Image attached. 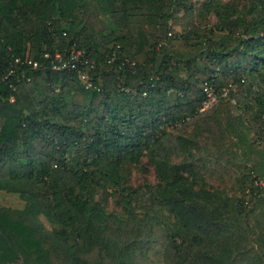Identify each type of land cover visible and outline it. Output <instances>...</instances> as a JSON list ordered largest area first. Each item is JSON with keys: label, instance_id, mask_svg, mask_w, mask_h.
<instances>
[{"label": "trees", "instance_id": "16d2710c", "mask_svg": "<svg viewBox=\"0 0 264 264\" xmlns=\"http://www.w3.org/2000/svg\"><path fill=\"white\" fill-rule=\"evenodd\" d=\"M237 1L0 0V264H264V0Z\"/></svg>", "mask_w": 264, "mask_h": 264}, {"label": "rangeland", "instance_id": "374dc122", "mask_svg": "<svg viewBox=\"0 0 264 264\" xmlns=\"http://www.w3.org/2000/svg\"><path fill=\"white\" fill-rule=\"evenodd\" d=\"M203 0H187V3H197L200 4ZM224 2L230 1V0H222ZM238 2V1H237ZM248 5V2L246 0H239L238 2V8H244ZM183 9H180L179 12H176V14H182ZM105 15H108V13H105ZM212 23L215 22L216 18L214 14H211ZM177 29H181V26H175ZM228 90V89H227ZM233 101L235 99L233 98ZM156 181V175L155 171L152 165H150L147 157H143L140 162L137 164H134L131 170L129 171L128 175V184L133 186H139L146 182H155ZM97 194H100V190H97ZM106 206L112 210V211H118V213H121V207L117 205L116 202V196L113 194H109L105 200H104ZM0 204H8L13 207H22L23 201L20 197H18L15 194H3L0 192ZM24 205V204H23Z\"/></svg>", "mask_w": 264, "mask_h": 264}, {"label": "built area", "instance_id": "2783aa9c", "mask_svg": "<svg viewBox=\"0 0 264 264\" xmlns=\"http://www.w3.org/2000/svg\"><path fill=\"white\" fill-rule=\"evenodd\" d=\"M15 63L22 67L23 65H32L36 67L38 62L33 60L30 57L17 56L14 59ZM85 55V52L81 49L72 48L67 56H62L60 53H57L55 59L52 60L54 69H68L78 71L80 78L86 84L89 81V67L93 66ZM86 65V66H85ZM16 71L14 63L8 68V75L13 74ZM205 91L208 95V99L204 102L205 107H210L217 100V94L215 90L210 85L205 86Z\"/></svg>", "mask_w": 264, "mask_h": 264}]
</instances>
